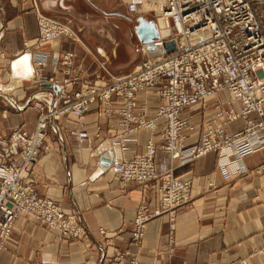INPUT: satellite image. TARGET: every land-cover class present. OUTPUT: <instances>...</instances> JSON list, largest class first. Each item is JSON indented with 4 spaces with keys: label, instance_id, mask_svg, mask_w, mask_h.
Instances as JSON below:
<instances>
[{
    "label": "crops",
    "instance_id": "0c3cea01",
    "mask_svg": "<svg viewBox=\"0 0 264 264\" xmlns=\"http://www.w3.org/2000/svg\"><path fill=\"white\" fill-rule=\"evenodd\" d=\"M126 4L127 0H0V138L9 136L15 127L28 132L35 129L40 113L30 106V96L38 87L20 77L38 73L32 62L34 52L59 57L71 52L70 78L111 83L106 72L111 75L113 70L124 76L137 65L138 55L128 44V13L137 15L133 33L141 46L151 31L147 24L140 25L141 18L155 23L161 33L169 31L168 38L153 39L152 49L154 54L161 53L155 56L168 53L163 43L173 41L169 39L170 21L147 20L128 12ZM36 11L69 26L76 39L64 37L37 44ZM25 43L28 54L21 58L28 56L30 73L21 68L17 73L15 64L21 58L16 59L23 54ZM42 72L45 77H64L62 67L51 63ZM41 88L50 86L42 84ZM138 100L148 106L147 115H152L159 104L152 89L139 93ZM8 103L26 106L11 109ZM101 110L91 109L85 117L87 139L70 134L77 125L71 117L50 121L49 129L57 127L59 134L49 132L45 141L50 150L40 154L32 171L38 195L51 199L65 214L75 215L84 229L83 236L63 240L58 231L35 219L20 218L7 250L0 253V264H118L119 255L135 251L130 227L136 210L142 204L157 208L159 193L154 184L122 185L111 172L101 171L98 159L109 155L107 138L116 132L119 122L115 115L105 119ZM195 117L194 123L200 124L201 113ZM233 125L231 131L241 127V123ZM130 138L127 158L143 151L149 133L137 131ZM217 163V154L210 153L178 166L168 153L157 151V171L173 169L176 177L192 179L191 201L174 217L164 214L146 224L140 250L136 251L139 264H264V172H256L264 166V151L246 157V172L229 182L218 174ZM127 259L121 264H127Z\"/></svg>",
    "mask_w": 264,
    "mask_h": 264
},
{
    "label": "built area",
    "instance_id": "2783aa9c",
    "mask_svg": "<svg viewBox=\"0 0 264 264\" xmlns=\"http://www.w3.org/2000/svg\"><path fill=\"white\" fill-rule=\"evenodd\" d=\"M145 1L155 2L161 17L171 22L176 47L166 55L145 58L128 75L112 77L106 72L108 84L78 82L69 77L74 55L67 52L52 56V65L61 66L65 76L59 80L41 75L49 55H34L38 73L27 81L38 87L30 96L32 108L40 113L35 129L15 127L0 138V253L7 250L20 218L35 219L58 231L63 240L84 234L75 215L65 214L34 188L33 168L40 154L50 150L45 140L50 131L59 134L57 127L49 129L50 121L71 117L77 125L70 134L87 139L83 125L91 109L101 108L105 119L117 116V130L107 138L109 155L98 159L99 168L122 185L154 184L159 193L157 208L142 204L136 210L130 227L135 251L119 255L118 264L126 257L127 264H139L136 253L146 224L164 214L174 217L191 201L192 179L176 177L173 169L157 171L158 150L178 166L216 153L217 172L226 182L246 172V157L264 151V0H130L128 11L144 13L138 10ZM150 12L155 10L146 11ZM36 16L38 43L76 39L69 26L38 11ZM28 47L25 43L23 54ZM140 51L145 53V48ZM42 84L50 88H41ZM148 89L159 99L152 115L138 100L139 93ZM8 105L19 110L26 106ZM237 123L241 127L231 131ZM137 131L148 132L149 138L141 153L127 158L130 137ZM256 172L263 173L264 166Z\"/></svg>",
    "mask_w": 264,
    "mask_h": 264
},
{
    "label": "bare ground",
    "instance_id": "6f19581e",
    "mask_svg": "<svg viewBox=\"0 0 264 264\" xmlns=\"http://www.w3.org/2000/svg\"><path fill=\"white\" fill-rule=\"evenodd\" d=\"M130 0H127V4H128V2H129ZM150 9H154L155 10V15H156V17L157 18H162V19H164V20H166L167 21V19H165V18H163V17H161V15L159 14V11H158V6L157 5H155V2H144L143 3V5H142V7H140L139 8V10H138V12H141V11H143L145 14H146V11H149ZM141 24H147L150 28H151V31H150V34H149V36L144 40V42H149V41H151V40H153V39H155V38H159L160 40H162V39H166V38H168V36H169V31H165V33H164V31H162V33L161 32H159V29H160V27L159 26H157L155 23H151V22H148V21H146L145 19H143V18H141V22H140V25ZM170 31H171V28H170ZM56 40H58V39H53V40H51V41H48V43H53L54 41H56ZM173 41H168V42H164L163 43V48L165 49V50H168V53H170L171 52V50L173 51L174 49H175V47H176V43H175V40L174 39H172ZM143 42V44L145 45V46H143L144 48H145V53H143V52H141L142 54H144V55H146V45L147 44H145ZM152 45H154V42L152 41V43H151ZM26 54H28V52H26V53H24L23 55H21L20 57H18L16 60H18V59H20L21 57H24ZM163 55V54H162ZM147 57V56H146ZM155 57H159V56H150V57H147V58H155ZM30 59V58H29ZM15 68H16V72L18 73V69L17 68H21L22 69V71H25V73L26 72H29L30 73V66L28 65V56H26L25 58H21V61L19 60V62H18V64L16 63L15 64ZM15 72V73H16ZM31 72H32V70H31ZM24 74V73H23ZM20 77H22V78H24V79H32L33 77H34V72H32V75L29 77V76H20ZM226 99H227V97H226ZM12 234V233H11Z\"/></svg>",
    "mask_w": 264,
    "mask_h": 264
},
{
    "label": "rangeland",
    "instance_id": "374dc122",
    "mask_svg": "<svg viewBox=\"0 0 264 264\" xmlns=\"http://www.w3.org/2000/svg\"><path fill=\"white\" fill-rule=\"evenodd\" d=\"M127 5V4H126ZM128 10V9H127ZM129 12V11H128ZM139 15H143V16H145V18L147 19V20H151V21H156L157 19H162V18H157L156 17V15H155V13H153V12H150V13H142V14H139ZM43 16V15H42ZM126 17H127V20H126V28H127V30H128V32L129 31H131V37H130V41H128V44L131 46V48H132V50H133V52L134 53H136L137 55H138V57H137V60H136V62H137V65L142 61V60H144L145 58H144V54H142L141 52H140V49H141V44H139V42L137 41V39L135 38V36H134V33H133V28H134V26H136L137 25V23H136V17H137V15H134V16H130L128 13L126 14ZM48 18V17H47ZM48 19H50V18H48ZM50 20H53V19H50ZM3 26H2V24H0V30H3V28H2ZM36 27H37V16H36ZM170 28H171V36L169 37V39H173V34H174V31H173V26H172V24H171V22H170ZM37 30H38V27H37ZM2 35V34H1ZM37 39V38H36ZM37 44H39L38 42H37ZM24 47H25V44H24ZM38 53V51H36V52H34V54H37ZM48 54V53H47ZM49 55V58L47 59V65H46V68L45 69H47V67H48V64L49 63H51V65H52V56L50 55V54H48ZM164 55V54H163ZM34 58V56H32V59ZM147 58V57H146ZM136 65V66H137ZM53 66V65H52ZM135 66V67H136ZM54 67V66H53ZM59 67V66H58ZM134 67V68H135ZM44 69V70H45ZM43 70V71H44ZM35 71V70H34ZM133 71V70H132ZM8 74H9V76H10V69H8ZM43 73V72H42ZM35 75V74H34ZM64 76V75H63ZM111 76L112 77H119V76H121V75H116V73L113 71V70H111ZM48 77H50V76H48ZM52 77H54V76H52ZM65 77V76H64ZM69 77H70V75H69ZM31 107H32V105H30ZM10 107V106H9ZM11 108V107H10ZM11 109H13V108H11ZM31 118V117H30ZM33 119V118H32ZM234 126V125H233Z\"/></svg>",
    "mask_w": 264,
    "mask_h": 264
},
{
    "label": "water",
    "instance_id": "95a60500",
    "mask_svg": "<svg viewBox=\"0 0 264 264\" xmlns=\"http://www.w3.org/2000/svg\"><path fill=\"white\" fill-rule=\"evenodd\" d=\"M152 41L153 40H151V41H149V42H144L145 44H147L146 45V53H147V55H148V57H150V56H152V55H160L161 53H155L154 54V52H152V49H153V47H154V45H152L151 43H152ZM172 51V50H171ZM50 86V85H49Z\"/></svg>",
    "mask_w": 264,
    "mask_h": 264
}]
</instances>
